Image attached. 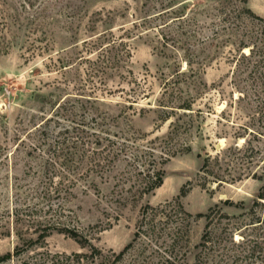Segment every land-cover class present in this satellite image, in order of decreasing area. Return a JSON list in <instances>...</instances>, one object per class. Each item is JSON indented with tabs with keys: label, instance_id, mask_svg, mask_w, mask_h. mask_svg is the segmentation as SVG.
<instances>
[{
	"label": "rangeland",
	"instance_id": "rangeland-1",
	"mask_svg": "<svg viewBox=\"0 0 264 264\" xmlns=\"http://www.w3.org/2000/svg\"><path fill=\"white\" fill-rule=\"evenodd\" d=\"M170 1L0 0V256L23 249L4 264L90 245L118 254L142 210L168 202L192 217L163 220L156 239L181 227L178 249L194 264L207 224L198 215L219 206L240 217L264 193L263 160L234 165L228 152L216 167L224 182L201 173L208 154L244 145L241 127H260V101L233 77L259 22L231 33L207 0H189L177 21L171 12L184 0ZM246 7L264 18V0ZM189 100L192 114L175 109ZM185 113L194 126L171 144ZM156 169L163 183L146 192L141 172Z\"/></svg>",
	"mask_w": 264,
	"mask_h": 264
},
{
	"label": "trees",
	"instance_id": "trees-1",
	"mask_svg": "<svg viewBox=\"0 0 264 264\" xmlns=\"http://www.w3.org/2000/svg\"><path fill=\"white\" fill-rule=\"evenodd\" d=\"M184 0L180 5L179 10L171 12L177 15L176 20L181 21L185 16L187 9V2ZM207 8L212 5L216 12L219 25L223 29H231V33L239 31L242 20H249L251 17L259 22L258 27L260 35L256 33L254 36H248L247 40L252 45L250 46V53L242 54L237 60L235 71L233 73L234 84L238 90L250 89L252 95H256L260 101V114L262 115L258 120L253 119L254 122H261L258 130L252 129L249 126H243L240 131L235 134L236 139L242 138L244 145L242 147L234 146L226 150L220 151L216 155H207L203 160L201 173L206 177H213L217 182H224V178L216 171V167L220 166L221 158L227 156L228 152H234L232 164H254L264 161V148L257 146V140H264V96L256 93L264 92V18L257 17L253 12L246 7L248 0H207ZM175 1L172 0L168 5H173ZM163 4V0H161ZM168 12H165L166 14ZM235 31V32H234ZM241 35V34H240ZM241 37H245L244 34ZM259 37H262L261 39ZM244 43V42H243ZM245 45V44H242ZM248 46H245L247 48ZM181 74V73H180ZM245 74H247L245 76ZM242 77H245L242 78ZM243 82L245 84L243 85ZM246 85V87H244ZM248 91V90H247ZM247 91L242 94V99L248 98ZM242 93V92H241ZM241 99V98H240ZM193 102L187 101L175 107L178 110H185L193 112ZM173 109L172 111H174ZM188 118H179L176 123H173L171 132L169 133L168 141L178 142L184 133H189L193 125V117L184 114ZM170 117H166L168 121ZM171 151V150H169ZM240 162V163H239ZM231 164V166H232ZM233 165V167H234ZM230 167V165H229ZM146 170L143 187L146 192H151L159 188L163 183L164 174L161 169ZM264 176V171L262 173ZM257 177V173L254 177ZM231 178V177H230ZM148 179V182H146ZM233 180V179H232ZM264 191V188L262 189ZM264 193H262L256 201H254L249 212L240 217H231L223 210L216 206L211 208L207 214H200L198 217L205 218L207 221L204 235L199 245L195 247L196 254L194 257V264H264ZM225 205L241 207L230 202H225ZM243 207V206H242ZM243 209H245L243 207ZM192 215L184 210L180 202H168L157 207L146 206L141 213V219L136 228L133 241L128 244L123 251L116 254L109 252L105 254L102 250L90 245L89 253H56L50 252L38 253L31 257L29 264H122L130 259V264H151L152 257L155 254L157 259L153 264H186L187 254L182 253L178 248L181 242V227L174 228L170 234V240L162 241L156 239L157 232L163 228V220L170 222V220L185 221L191 218ZM244 217H249L248 222ZM242 219V221H238ZM227 221L223 225V221ZM234 223H232V221ZM243 233L242 240L236 241L234 239V232ZM247 231V232H246ZM76 239L78 236L72 233ZM41 239L46 236H40ZM84 247L85 244L79 241ZM154 243V244H153ZM156 246V250L153 249ZM23 249L16 248L15 253H8L0 256V264L7 263L13 256L22 255Z\"/></svg>",
	"mask_w": 264,
	"mask_h": 264
}]
</instances>
